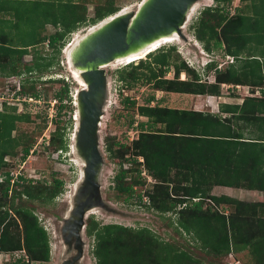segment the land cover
<instances>
[{
    "label": "trees",
    "instance_id": "1",
    "mask_svg": "<svg viewBox=\"0 0 264 264\" xmlns=\"http://www.w3.org/2000/svg\"><path fill=\"white\" fill-rule=\"evenodd\" d=\"M132 1L1 0L2 9L4 5L14 9L16 22L10 26L14 34L0 25V76L36 74L20 80L14 97L38 98L37 84L51 65L39 52L23 62L31 48L46 42L59 54L70 33L99 23ZM241 1L245 3L233 7V0H212L189 26L206 52L220 50L232 56V62L217 68L212 60L199 73L180 59L175 45H169L116 69L120 86L126 88L139 83L166 92L220 95L224 83L232 85L228 91H236L240 84L253 92L257 89L259 95L244 96L241 103L222 106L215 113L152 105L154 95L140 105L123 97L121 102L136 107V114L146 121L137 122L130 115L128 123L137 122V136L129 143L105 138L108 158L118 165L112 178L115 198L136 197L132 202L160 215L173 213L175 219L168 224L184 243L162 239L146 226L101 223L90 215L84 231L93 238L95 264H219L229 253L243 252L249 259L245 264H264V0ZM88 3L94 6L92 16ZM47 24L55 30L42 35ZM26 30L35 35L20 37ZM172 65L173 76L167 77ZM211 70L214 81L203 78ZM181 72L186 78H180ZM67 97L66 86L57 98L62 102ZM8 108L4 104L0 110V251L24 249L32 262H48L47 232L34 205L26 202L54 200L64 182L55 176L51 180L13 176L9 158L20 153L24 160L33 152V141L16 131L17 123L29 121V115L15 112V106ZM221 111L230 115L222 116ZM57 124L46 148L63 151L67 121ZM250 127L253 134L246 137L242 130ZM214 186L258 190L263 200L215 195ZM12 264L24 261L18 258Z\"/></svg>",
    "mask_w": 264,
    "mask_h": 264
},
{
    "label": "rangeland",
    "instance_id": "2",
    "mask_svg": "<svg viewBox=\"0 0 264 264\" xmlns=\"http://www.w3.org/2000/svg\"><path fill=\"white\" fill-rule=\"evenodd\" d=\"M141 1L142 0H133L131 3H125L121 10L135 11ZM212 3V0L197 1V4L190 12L181 29L185 37L184 39L179 37V40H168L157 46L158 48L160 46L175 45L176 53L179 54L180 59H184L188 64L196 68L199 73L204 72L203 62L207 59L212 58L211 61L214 60L218 68L223 64L229 63L231 59L233 60V58H231L232 56H227L226 58L225 55H222L220 50L211 53L206 52L189 29L190 24L196 20L202 8ZM243 3L245 2L241 0H233L232 5L234 7L242 5ZM93 7V3L87 4L89 16L93 15ZM230 11H232V9ZM93 26L94 25L81 26L70 33L66 44L61 48L59 54L56 53L53 47L47 46L45 42L31 48L30 54L23 56V62H28L32 59L35 52H39L44 59L46 58L45 61L51 60V65L45 68L41 75V83L37 84L36 90L40 95L38 98L30 95L26 97H14V93L19 90V88L16 89V87L18 84L20 86V80L27 75L34 77L36 74L29 75L30 73H23L21 75H11L7 77L0 76V110L5 104L9 106L8 109L15 106V112L17 113L28 114L30 120L18 122L16 131L25 132L33 141L31 150L33 152H30L24 160H21L20 153L14 158H9L13 161L11 173L13 176L21 174L25 177H32L33 179L41 178L51 180L52 177L55 176L64 182L63 191L54 200L41 203L37 201L26 202L30 206L34 205V212L38 216L40 224L47 232L50 245L49 261L32 262L31 264H61L64 259L69 258L75 253L72 247L64 243L61 235V226L64 217L72 206L77 187L80 185L83 177L84 162L78 156L75 149V134L78 121H76L74 117L76 115L78 116L77 94L83 87L82 83L75 77L72 71L73 69L68 63L65 48L73 42V39L83 35ZM54 30L55 29L51 25H47L44 33L50 34L53 33ZM34 35L35 33H33V31L26 30L20 32L19 36L25 38L33 37ZM255 47L256 45L254 44L253 48ZM145 56H143L144 59ZM125 64L126 62L119 61L104 67L108 84L105 101L102 106L101 124L99 126L100 151L104 160L99 183L104 205L92 209L87 213V217L93 215L95 219L101 223H119L131 227L146 226L162 239L184 243V239L173 230V226L168 224L169 220L175 219L173 213L168 212L160 215L152 209H147L141 204L132 202L133 200H137L136 197L129 201L116 199L112 189V178L117 171L118 165L108 158V154L104 148L105 138L107 137L108 139L111 138L112 140L115 139L129 143L137 136V122L143 121V118L136 114V107L130 108L128 104H123V102H121L123 97L135 99L137 105L144 103L150 95H154L155 99L154 102L151 103L152 105L157 103L156 99L159 100V104L161 105H170L169 103H171V101H173L172 105L176 106L183 104L187 106L191 103L188 96L176 95L173 92L166 91L159 92L153 90L148 85L137 83L131 88L120 86L115 71ZM208 73H210L211 76ZM208 73V76L205 75L203 78L214 81V71ZM166 76H173V65L166 73ZM180 78H186V75L181 72ZM66 86L68 97L61 102L57 98V94L62 92L63 88ZM13 88H15V91ZM225 88L226 85H224V90H226ZM243 91L247 92L246 90ZM185 100L187 102L186 104L184 102ZM60 103L66 105V107L60 108ZM130 115L137 121L132 125L128 123ZM68 119H70L69 123ZM66 121V150L53 151L51 148H46L48 139L51 133L56 129L57 123L59 122L60 125H63ZM13 134H15V131ZM211 193L215 195L226 194L245 201L263 200V194L260 191L246 188L214 186ZM146 199L148 201V198L145 197V200ZM229 209L230 208H227L226 211L229 212ZM83 239L85 242L84 252L81 259L77 261L76 264H95V258L91 253L93 238L87 237L85 231H83ZM17 253H20V251H17ZM6 256V253L0 251V264H10L9 259L2 258ZM247 260L249 259L245 252L240 254L229 253L219 264H245Z\"/></svg>",
    "mask_w": 264,
    "mask_h": 264
},
{
    "label": "water",
    "instance_id": "3",
    "mask_svg": "<svg viewBox=\"0 0 264 264\" xmlns=\"http://www.w3.org/2000/svg\"><path fill=\"white\" fill-rule=\"evenodd\" d=\"M197 1L143 0L135 11L121 10L105 18L106 21L102 20L73 50L71 63L80 70L79 75L86 83V88L77 94L78 125L75 134V149L84 162V168L82 181L61 226L64 243L75 253L61 264H76L81 259L87 213L104 205L99 183L104 163L100 151L99 122L108 82L103 66L118 57L139 53L148 44L174 33L184 39L181 29Z\"/></svg>",
    "mask_w": 264,
    "mask_h": 264
},
{
    "label": "crops",
    "instance_id": "4",
    "mask_svg": "<svg viewBox=\"0 0 264 264\" xmlns=\"http://www.w3.org/2000/svg\"><path fill=\"white\" fill-rule=\"evenodd\" d=\"M11 8L12 7H10V5H4L3 9L0 6V25H4L6 27V31H9L12 34H14L15 33L14 30H12V28L10 26L13 23H15L16 20L14 19V13H15L14 9L12 8V10H11ZM47 25H50V24H47ZM47 25H45V28ZM45 28H44V30H45ZM44 30H42V33H41L42 35L47 34V33H44ZM208 74L211 76L210 73H208ZM226 85H230V84H226ZM238 85H239V88L236 89V91H228V90L223 89L221 91L220 95H201V94H189V93L173 92L176 95L188 96L190 98L191 103L187 106H185L184 104L176 106V105H172L173 101H171V103H169L170 105H162V106L179 108V109H195V110L215 113V112H219V110L222 106L226 107L225 105L241 103L244 96L259 95L257 89L253 92L252 90H250L249 86H241L240 84H238ZM222 87H224V85ZM243 90H246L247 92H244ZM156 91L164 92L161 90H156ZM156 102L159 104V100L156 99ZM184 102H185V104L187 103L186 100ZM177 103L180 104L179 102H177ZM159 105H161V104H159ZM221 114H222V116H229L230 115L228 112H223V111H221ZM142 118H143V121H146L145 117H142ZM242 132L245 134L246 137H250L249 135L253 134V130L251 129V127H250V129H247V128L243 129Z\"/></svg>",
    "mask_w": 264,
    "mask_h": 264
},
{
    "label": "bare ground",
    "instance_id": "5",
    "mask_svg": "<svg viewBox=\"0 0 264 264\" xmlns=\"http://www.w3.org/2000/svg\"><path fill=\"white\" fill-rule=\"evenodd\" d=\"M142 1L139 2V5L142 3ZM196 4H197V2L194 3V5L191 7V9H190V11L188 13V16H189L190 12L192 11V9L195 7ZM139 5H138V7H139ZM122 11H125V9L122 10ZM111 16H113V15H111ZM111 16H109V17H111ZM188 16H187V18H188ZM104 21H106V20H104ZM99 25L100 24L94 25L92 28H89V30L87 32H85L83 35L77 36L75 39L72 40L73 42H71L67 46V48H65V52H66V55H67L68 63L70 65V67L73 69L72 71H73L75 77L77 78V80L82 83V87L83 88H86V83L82 80L81 76L79 75L80 70L78 68H75L74 65H72L71 60H70L71 59L70 57H71V54L73 53V50L79 45L81 39H83V37H85L86 34L90 33L94 29H96ZM172 39H173V41L176 40V39L179 40V36L177 35V33H174L173 36L164 37L162 39H159L157 41H154V42L148 44L139 53H135V54L129 55L127 57H118V58L114 59L113 61L109 62L108 64L104 65L103 67H106L107 65H109V64H111L113 62H119V61L128 62V61L136 60L137 58H143V56H145L147 52H150V51L154 50L155 48H157L158 45H160V44H162V43H164V42H166L168 40H172ZM74 117L76 118V119L75 118L74 119L76 121H78V116L76 115ZM100 124H101V122H99V126H100Z\"/></svg>",
    "mask_w": 264,
    "mask_h": 264
},
{
    "label": "built area",
    "instance_id": "6",
    "mask_svg": "<svg viewBox=\"0 0 264 264\" xmlns=\"http://www.w3.org/2000/svg\"><path fill=\"white\" fill-rule=\"evenodd\" d=\"M231 60L229 62H231ZM221 85L223 86V85H226V84L222 83ZM226 87H232V85H226ZM235 87L236 88H239V85H236ZM18 88H19V84L17 85L16 89H18ZM14 91H15V89H14ZM19 251H20V253H17V251H15V252H4V251H1V252H4V253L7 254L6 257H2V258L9 259L10 260L9 261L10 264H12L13 262H15L16 259H18V258H22V260L24 261V264H31L32 261L29 259L28 255L25 253L24 249H21Z\"/></svg>",
    "mask_w": 264,
    "mask_h": 264
},
{
    "label": "clouds",
    "instance_id": "7",
    "mask_svg": "<svg viewBox=\"0 0 264 264\" xmlns=\"http://www.w3.org/2000/svg\"><path fill=\"white\" fill-rule=\"evenodd\" d=\"M123 10H124V9H123ZM103 20H104V19H103ZM100 22H101V21H100ZM100 22H99V23H100ZM99 23H97V24H99ZM97 24H96V25H97ZM155 49H156V48H155ZM155 49H154V50H155ZM152 51H153V50H152ZM208 53H209V52H208ZM147 54H148V53H147ZM225 56H226V58H227V56H230V55H225ZM232 58H233V57H232ZM139 59H140V58H139ZM211 59H212V58L207 59L206 61L203 62V69H204V68L206 67V65L211 61ZM136 60H138V59H136ZM136 60H132V61H136ZM129 62H131V61H128V62H126V63H129ZM231 62H232V61H231ZM218 65H219V64H218ZM217 68H218V67H217ZM211 71H212V70H211Z\"/></svg>",
    "mask_w": 264,
    "mask_h": 264
}]
</instances>
